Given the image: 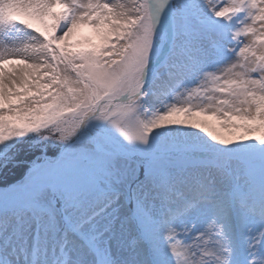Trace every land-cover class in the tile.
I'll return each mask as SVG.
<instances>
[{"label":"snow or ice","instance_id":"6c2138e0","mask_svg":"<svg viewBox=\"0 0 264 264\" xmlns=\"http://www.w3.org/2000/svg\"><path fill=\"white\" fill-rule=\"evenodd\" d=\"M0 264H264V0H0Z\"/></svg>","mask_w":264,"mask_h":264},{"label":"rangeland","instance_id":"374dc122","mask_svg":"<svg viewBox=\"0 0 264 264\" xmlns=\"http://www.w3.org/2000/svg\"><path fill=\"white\" fill-rule=\"evenodd\" d=\"M72 40L81 42L84 46H87L89 43L95 44L100 42L96 30L89 25L80 27L73 35Z\"/></svg>","mask_w":264,"mask_h":264},{"label":"bare ground","instance_id":"6f19581e","mask_svg":"<svg viewBox=\"0 0 264 264\" xmlns=\"http://www.w3.org/2000/svg\"><path fill=\"white\" fill-rule=\"evenodd\" d=\"M6 67H11V66H6Z\"/></svg>","mask_w":264,"mask_h":264}]
</instances>
